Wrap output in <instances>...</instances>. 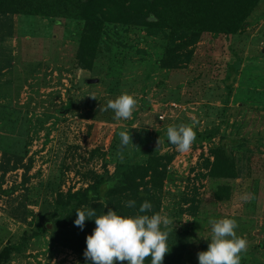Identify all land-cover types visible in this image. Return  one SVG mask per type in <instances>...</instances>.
<instances>
[{"label": "rangeland", "instance_id": "obj_1", "mask_svg": "<svg viewBox=\"0 0 264 264\" xmlns=\"http://www.w3.org/2000/svg\"><path fill=\"white\" fill-rule=\"evenodd\" d=\"M8 17L13 32L0 40V166L6 152L10 169L0 167V249L8 243L20 248L4 264H90L84 252L95 217L81 229L73 212L65 233L36 226L68 190L83 188L124 160H145L152 151L141 140L150 138H160L153 151L164 155L171 176L164 179L158 209L173 221L163 264H199L213 218L237 221V236L248 242L241 264H264V0L254 4L244 28L229 35L203 31L189 39L183 61L166 66L157 62L161 34L118 25L87 67L76 57L78 18L29 12ZM90 76L99 80L86 82ZM123 93L138 103L132 118L117 120L103 107ZM193 120L194 131L215 128L231 138L240 176L212 177L209 147L218 135L196 141L187 153L164 140L168 126ZM121 131L134 144L121 149ZM224 182L230 195L215 198Z\"/></svg>", "mask_w": 264, "mask_h": 264}, {"label": "trees", "instance_id": "obj_2", "mask_svg": "<svg viewBox=\"0 0 264 264\" xmlns=\"http://www.w3.org/2000/svg\"><path fill=\"white\" fill-rule=\"evenodd\" d=\"M256 2L257 0H0V40L13 32L8 17L11 13L74 16L81 21L76 57L83 66L94 64L99 45L106 41L111 32L117 33L123 25L161 34L164 41L157 62L166 66L183 61L189 54L183 52L189 39L194 40L203 31L213 30L229 35L244 28L247 16ZM3 66L0 62V70ZM148 106V102L144 100L142 107L146 109ZM195 132V142L218 135L215 128ZM225 137L218 135V142L209 147V153L213 156L212 161H209L210 173L212 177L235 178L241 175V170L232 153L234 143L230 137ZM144 140L146 139L141 140V145L152 151L145 160H124L117 163L111 173L97 174L83 188L68 190L62 198L55 200L54 212L39 221L37 230L50 228L65 233L64 227L73 212L86 205L95 209L97 216L105 214L108 209L125 216L158 213L164 179L171 176L166 172L164 155L153 151L158 147L157 143L149 146ZM165 141L169 143L167 139ZM6 156L4 152L6 161H2L0 166L3 172L10 169V159ZM18 161L17 159L15 167ZM230 189L231 186L225 182L218 183L214 189V197H227ZM130 200L136 201L134 208L126 207V202ZM144 201L150 202L153 207L150 212L140 213L139 208ZM73 232L75 235L78 231ZM27 237L29 235H24L23 240ZM79 244L84 245L83 242ZM19 248V243L2 246L0 264L7 262L12 251Z\"/></svg>", "mask_w": 264, "mask_h": 264}, {"label": "clouds", "instance_id": "obj_3", "mask_svg": "<svg viewBox=\"0 0 264 264\" xmlns=\"http://www.w3.org/2000/svg\"><path fill=\"white\" fill-rule=\"evenodd\" d=\"M95 98V96H92ZM136 98L128 93L119 95L114 100H109L103 107L114 112L117 120L132 118L137 106ZM197 121L192 124L168 126L167 140L176 146V150L187 153L191 150L196 140L194 128ZM120 148L134 144L132 135L127 131L119 133ZM160 138L157 141L160 147ZM110 186V185H109ZM249 194L245 193L244 199ZM136 201L126 202V207L134 208ZM152 204L144 201L139 208L140 213L152 210ZM75 225L81 229L85 221L95 217V229L86 237V250L84 256L90 264H145L151 257V264H163L166 254L169 253L167 238L171 231L173 221L160 213L152 215H121L113 209H108L105 214L96 215L95 209L76 210ZM211 238L206 251L199 252V264H241V254L246 253L248 242L245 238L237 236L238 223L235 219L221 218L210 219Z\"/></svg>", "mask_w": 264, "mask_h": 264}, {"label": "water", "instance_id": "obj_4", "mask_svg": "<svg viewBox=\"0 0 264 264\" xmlns=\"http://www.w3.org/2000/svg\"><path fill=\"white\" fill-rule=\"evenodd\" d=\"M98 80H99V77H97V76H90V77L85 78V81L88 83H94V82H97ZM166 139H167V137H165V140ZM144 142L149 146H154L157 143V141L155 139H146V140H144Z\"/></svg>", "mask_w": 264, "mask_h": 264}]
</instances>
